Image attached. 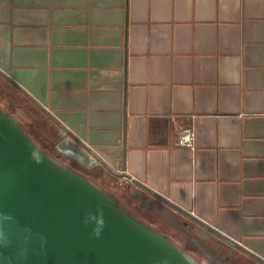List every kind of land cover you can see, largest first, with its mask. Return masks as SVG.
<instances>
[{
    "label": "crops",
    "instance_id": "1",
    "mask_svg": "<svg viewBox=\"0 0 264 264\" xmlns=\"http://www.w3.org/2000/svg\"><path fill=\"white\" fill-rule=\"evenodd\" d=\"M0 76L264 259V0H0Z\"/></svg>",
    "mask_w": 264,
    "mask_h": 264
},
{
    "label": "water",
    "instance_id": "2",
    "mask_svg": "<svg viewBox=\"0 0 264 264\" xmlns=\"http://www.w3.org/2000/svg\"><path fill=\"white\" fill-rule=\"evenodd\" d=\"M57 132V153L92 168L96 155ZM106 169L111 176L128 178ZM132 184L216 240L264 264V259L189 211L136 180ZM0 264L197 263L165 236L129 216L85 177L51 160L0 108Z\"/></svg>",
    "mask_w": 264,
    "mask_h": 264
},
{
    "label": "rangeland",
    "instance_id": "3",
    "mask_svg": "<svg viewBox=\"0 0 264 264\" xmlns=\"http://www.w3.org/2000/svg\"><path fill=\"white\" fill-rule=\"evenodd\" d=\"M0 108H2L10 118L15 120L20 125V128L22 130L30 131L33 122L37 131H41V133L49 141L52 142V145H55V143L59 140L57 132L58 129H55V126L48 117V115L42 109L37 107L21 91H19L16 87L7 82L1 76ZM50 154L60 161L64 160L62 156H59L54 152H50ZM66 161V166L71 169L75 168L77 170L74 162L70 160ZM85 169H92V172H89L88 170H85L88 173H83V171L78 172L79 170L77 172L83 177H85V174L88 180H90L91 184L97 187L98 189L108 194H112L115 197V202L133 219L140 222L147 228L165 235L170 240V242L174 244L177 248L181 250H188L190 255L200 263L199 260L202 257L199 259V255L194 254L190 249H188L189 247L183 240L181 234L174 232V230L171 227L167 226L163 220L157 219L156 214L153 215L149 209H146L144 207V205V208H141V206H139L140 203L139 198L137 196L133 198L126 194L125 184H119V177H117L116 175L111 176L106 168L104 169L101 165L97 163L93 164L92 168ZM134 190L137 191L136 188H134ZM163 217L164 219L170 222L178 221V224L182 226L180 222L182 221L181 217L174 212L166 213ZM209 238V242L206 241V239L204 238L205 241L201 243L204 247L208 248L211 245V240L215 241L218 244L220 243L211 234H209ZM223 248L230 250L229 253H231V257L229 256V259L225 261L226 264H258L254 260L240 253L239 251L235 249L232 250L231 247L229 248L228 246H223ZM225 253L219 250L215 251V254L222 259L226 256ZM221 261H219V264L222 263ZM201 264L206 263H204V260H201Z\"/></svg>",
    "mask_w": 264,
    "mask_h": 264
},
{
    "label": "flooded vegetation",
    "instance_id": "4",
    "mask_svg": "<svg viewBox=\"0 0 264 264\" xmlns=\"http://www.w3.org/2000/svg\"><path fill=\"white\" fill-rule=\"evenodd\" d=\"M58 155L61 156L60 154ZM136 189L138 192V193L136 192V196L139 198V203L144 205L146 209H149L150 211L154 212L158 217H163L166 213H170V212L176 213L173 209H171L170 207L162 203L160 200H158L154 196L138 188ZM178 215L181 217V220H182V228L178 227L179 233L181 234L185 243L188 245L189 247L188 249H190L194 254L199 255L200 256L199 259L202 257L199 260L200 261L199 264H201V260H204V263L206 264L207 263L208 264H219V261L223 260L221 261L222 263L220 264H226L225 261L229 259V256L231 257V253H229L230 250L223 248V246H228V245L224 244L221 241H219L220 243L218 244L215 241L211 240V245L208 248L204 247L201 243L205 241L204 238L206 239V241L208 242L210 241L209 233L206 230L199 227L198 225L191 222L186 217L180 214ZM166 221L169 222V225H172L173 227L175 226L174 222H170L168 220ZM228 247L230 248V246ZM233 249L234 248H232V250ZM217 250L223 253L226 252L228 254L225 253L226 256L223 259L219 258L215 254V251Z\"/></svg>",
    "mask_w": 264,
    "mask_h": 264
},
{
    "label": "trees",
    "instance_id": "5",
    "mask_svg": "<svg viewBox=\"0 0 264 264\" xmlns=\"http://www.w3.org/2000/svg\"><path fill=\"white\" fill-rule=\"evenodd\" d=\"M2 109V108H1ZM3 110V109H2ZM4 111V110H3ZM5 113V112H4ZM6 114V113H5ZM51 120V119H50ZM23 132L25 133V135L30 139V141L34 144V145H36L42 152H44L51 160H53V161H58L59 162V164L62 166V167H66V168H68V169H71V168H69L68 166H66V163L65 162H67L66 160H70V159H67V158H65V157H63V159L64 160H62V161H60V160H58V159H56L55 157H53L51 154H50V152H54V153H56V154H58L57 153V151L55 150V147H54V145H52V142L51 141H49L42 133H41V131H37V129H36V127H35V124L32 122V125H31V130L30 131H26V130H23ZM71 161V160H70ZM73 162V161H72ZM75 163V162H74ZM75 165H76V168H77V170L74 168V169H71V170H73V171H75L76 173H78V172H82L83 171V173H88V172H86L85 170H88V169H85L84 167H82V166H80V165H78V164H76L75 163ZM79 170V171H78ZM78 171V172H77ZM89 172H92V169H90V170H88ZM101 172H102V170H101ZM82 173V174H83ZM84 176H85V178L88 180V178H87V176L84 174ZM88 181H90V180H88ZM91 183V182H90ZM125 189H126V194L128 195V196H130V197H135V190L134 189H132L131 187H130V185H125ZM104 193H106V192H104ZM108 196H110L114 201H115V197L112 195V194H108V193H106ZM139 206H141V208H144L143 207V205L142 204H140ZM152 212V211H151ZM152 214L154 215L155 213L154 212H152ZM157 216V215H156ZM157 219H160V220H163L164 221V223H166V225L167 226H169V227H171L173 230H174V232H176V233H178V234H180L179 233V229H178V227H182V226H180L179 224H178V221H175L174 223H175V226L173 227L172 225H169V222H167L166 221V219H164L163 217H158L157 216ZM173 222V221H172ZM177 222V223H176ZM181 222V225H182V221H180ZM156 233H159V232H156ZM159 234H161V233H159ZM163 235V234H162ZM163 236H165V235H163ZM166 237V236H165ZM167 238V237H166ZM185 254H187V255H189L197 264H199V262L197 261V260H195L191 255H190V253H189V251L188 250H182Z\"/></svg>",
    "mask_w": 264,
    "mask_h": 264
},
{
    "label": "built area",
    "instance_id": "6",
    "mask_svg": "<svg viewBox=\"0 0 264 264\" xmlns=\"http://www.w3.org/2000/svg\"><path fill=\"white\" fill-rule=\"evenodd\" d=\"M178 144L181 148H184L190 152L195 151V131L192 128H187L182 131L179 136ZM116 174H121V171H116ZM127 180L119 177V184L123 185Z\"/></svg>",
    "mask_w": 264,
    "mask_h": 264
}]
</instances>
